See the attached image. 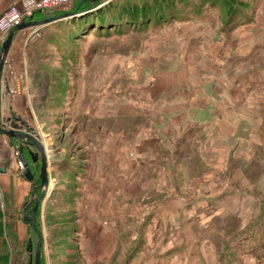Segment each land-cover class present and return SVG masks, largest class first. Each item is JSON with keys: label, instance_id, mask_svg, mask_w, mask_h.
I'll list each match as a JSON object with an SVG mask.
<instances>
[{"label": "rangeland", "instance_id": "1", "mask_svg": "<svg viewBox=\"0 0 264 264\" xmlns=\"http://www.w3.org/2000/svg\"><path fill=\"white\" fill-rule=\"evenodd\" d=\"M24 1L0 4V18ZM244 1L258 30L237 27L216 55L223 9L205 10L208 22L127 37L75 40L69 31L83 14L18 34L3 113L9 128L36 137L34 129L49 151V193L37 218L45 264H223L217 246L235 239L244 243L241 262L264 264V237L256 235L264 230V0ZM230 51L242 64L254 62L257 75L247 84L246 70L212 65ZM17 144L0 136V168L14 170L0 175L10 264L24 249L20 226L38 240L24 220L34 183L24 177ZM25 159L38 183L41 165L28 152ZM194 198L205 203L188 223L191 207L180 204ZM112 205L105 218L101 210Z\"/></svg>", "mask_w": 264, "mask_h": 264}, {"label": "trees", "instance_id": "2", "mask_svg": "<svg viewBox=\"0 0 264 264\" xmlns=\"http://www.w3.org/2000/svg\"><path fill=\"white\" fill-rule=\"evenodd\" d=\"M101 3L104 5L101 8L91 10V12L88 13H82L83 15L77 17L74 22L72 21V26L70 31L69 29L68 31L71 35L73 34L72 36L75 40L79 41L83 37L91 35L94 37H100V35H102L105 38H109L113 35L116 37H127L131 34H144L151 28L154 29L160 26L163 27L168 23L174 22L181 25L191 23L193 21L208 22L209 15L204 11H216L218 9H223L226 13H217L218 15H223L224 21V25L218 29L220 30L219 36L214 38L218 40L215 45V48L217 49H219L217 45L219 42H221L219 44L220 47H226L225 42L227 40L229 43L230 41L232 43L234 42L230 33L236 30L237 27L258 30L259 26V22H256L255 16L251 17V14L249 13L251 8L250 3L244 0H123L121 4L119 2L115 3L114 0H108L106 2L102 1ZM80 9H82V7ZM229 26L233 27L227 30V27ZM260 47L264 48L262 45H260ZM225 51L227 52V50ZM213 54L216 55L217 51L213 52ZM219 58H225V61L218 64L215 60V63L212 65H214L217 70L221 71V73H224L227 70H235L233 72L235 74L237 70L247 71L249 78L245 76L241 79V82L244 80L247 84V82H250V79L252 80L257 75L256 68L252 69L254 62L251 63L250 60H247L244 64H242L241 60H243V57L235 55L234 52L230 51V55H228V57L221 54ZM250 166L251 164L245 163L244 168L249 171ZM195 202L196 200L194 198L191 199L190 203L181 205H188L189 207H192ZM262 207L264 209V200L262 201ZM186 217L189 218L188 223H190L191 219H193V216H190V214H186ZM4 221L5 217L3 210H1L0 203V264H10L11 254L7 239L4 235ZM37 224L41 228L38 223V219ZM261 228L262 230L264 229V227ZM76 229L77 227H74L73 233H76V236H78L80 233L77 232L78 229ZM240 232L241 234H244V230ZM256 235L264 237V230ZM117 238L118 237H116L115 240H117ZM252 238L253 237L246 236L245 240H251ZM73 242L76 245H81V242H79V239L77 238H73ZM242 245H244V243L240 242L239 239L226 243L223 247L218 245V259L225 256L223 258V264H245L240 261L241 257H238V253L243 250ZM175 250L180 251L181 249L177 248ZM170 254L171 252L169 251L165 254V257H168ZM41 264H45L43 251Z\"/></svg>", "mask_w": 264, "mask_h": 264}, {"label": "water", "instance_id": "3", "mask_svg": "<svg viewBox=\"0 0 264 264\" xmlns=\"http://www.w3.org/2000/svg\"><path fill=\"white\" fill-rule=\"evenodd\" d=\"M103 0H91V5L87 6L83 11L87 10H94L97 6L102 5ZM83 11H71V12H65L64 14H61L60 16L56 18H52L49 20L44 21H33L31 23H24L23 25L19 27H15L11 30L7 40L2 45L0 49V135L7 136L11 138L12 140H15L18 142V155H19V161L23 164L24 167V175L25 178L31 182L34 183V191L32 194V197L29 201L28 208L24 210V216H25V223L30 225L33 233L38 238L37 247L34 252L33 250V243L30 241L29 243V253H30V263L29 264H41L42 263V250L43 245L45 244V238L44 233L41 230V228L37 224V213L39 211L41 203L45 201L47 198V195L49 193V187H50V163H49V151L48 148L45 146V144L42 141V137L34 130L28 127V131H30L32 134H35L36 137H32L30 135L24 134L23 132H20L19 130H15L18 128L17 125H15V129H11L7 127L5 116L3 113V76L5 67L8 61L9 54L11 52V49L13 45L16 42L17 36L20 32H23L25 30L31 29V28H38L40 26L49 25L52 23H56L63 20H69L71 18H74L75 16H78ZM30 133V134H31ZM30 146L34 149V153L27 147ZM27 151L31 157L32 162L34 164H41V171H40V182L36 183L35 180V173L32 171V167L30 163L25 159V154ZM2 173H5V170L1 171ZM40 193V194H39ZM35 203L34 211L32 215H29L28 211L31 209V205ZM34 252V253H33Z\"/></svg>", "mask_w": 264, "mask_h": 264}, {"label": "crops", "instance_id": "4", "mask_svg": "<svg viewBox=\"0 0 264 264\" xmlns=\"http://www.w3.org/2000/svg\"><path fill=\"white\" fill-rule=\"evenodd\" d=\"M103 1H108V0H103ZM6 3H8V0H2L1 2H0V4L1 5H4V4H6ZM83 3H84V5L85 4H87V5H89V4H91L90 3V0H83ZM81 7H83V5L82 6H79V7H77V8H75L74 9V11L76 10V9H80ZM0 9H1V6H0ZM2 10V9H1ZM1 10H0V12H1ZM66 12V11H65ZM64 12V13H65ZM69 12H71V11H69ZM61 14H63V13H60V12H58V13H52V12H48L47 14L46 13H37V17L36 18H33V19H31V20H28V21H30V22H33V21H44V20H49V19H52V18H56V17H58V16H60ZM54 24V23H53ZM17 40H20V39H17ZM16 43V45H13V47H12V50H11V54L13 55V53L16 51V48H17V46H18V44L19 43H17V42H15ZM216 51H217V53H218V51H219V49H217L216 48ZM11 57V56H10ZM221 72V71H220ZM9 73H10V68L8 67V66H6V69H5V76H4V79H3V100L5 99V96H4V89H5V86L7 87V91L8 90H10L11 89V85H12V80H11V78L9 77ZM5 116V115H4ZM6 121V120H5ZM17 147H18V145H17ZM1 169V168H0ZM2 170H0V175H12V174H14V170L13 169H6L5 171V173H2L1 172ZM199 199V198H198ZM205 203V201H203V200H196V202L193 204V206L190 208L191 210H188V211H184V212H186V213H191L190 214V216L193 214V212H195L196 213V211L198 210V209H201V207H202V205ZM208 203V202H207ZM181 205V204H180ZM208 205H209V203H208ZM112 207H114V205H112L111 206V209L109 210V208H107V209H102L101 210V213L104 215V217L106 218L107 216H108V214H105V213H109V211H110V213H111V211H112ZM112 212H114V210L112 211ZM112 226H116V228H118L119 227V225L118 224H116V225H113L112 224ZM14 227H15V225H14ZM19 232H20V242H19V240H18V242H19V245L23 248V245H24V249L23 250H20V254H21V256L20 257H18L17 256V261H16V264H22V262H23V259L22 258H26V262L24 263V264H29V262H30V253L28 252L29 251V248H30V246H29V243H30V239H31V237H28V236H26L25 237V235H24V233H25V231H24V229H23V226H20L19 227ZM99 236V239L100 238H103V236H102V232H101V235H98ZM114 237H112V239H113ZM97 240H99L98 238H96ZM24 242H25V244H24ZM36 242V241H35ZM37 242H38V240H37ZM23 245H22V244ZM36 247H37V243H35V244H33V250L35 251V249H36ZM34 253V252H33ZM22 259V260H21ZM12 264H15V261L12 259Z\"/></svg>", "mask_w": 264, "mask_h": 264}, {"label": "built area", "instance_id": "5", "mask_svg": "<svg viewBox=\"0 0 264 264\" xmlns=\"http://www.w3.org/2000/svg\"><path fill=\"white\" fill-rule=\"evenodd\" d=\"M74 1L75 0H25L20 7L12 8L0 18V32L4 34L1 45L13 28L22 25L28 20L36 18L37 13L47 14L56 9L68 7ZM0 199H2L1 191Z\"/></svg>", "mask_w": 264, "mask_h": 264}, {"label": "flooded vegetation", "instance_id": "6", "mask_svg": "<svg viewBox=\"0 0 264 264\" xmlns=\"http://www.w3.org/2000/svg\"><path fill=\"white\" fill-rule=\"evenodd\" d=\"M41 165V164H40ZM34 207H35V205H34ZM34 207L31 209V212H32V214H33V211H34ZM39 212V211H38ZM38 214V213H37Z\"/></svg>", "mask_w": 264, "mask_h": 264}, {"label": "bare ground", "instance_id": "7", "mask_svg": "<svg viewBox=\"0 0 264 264\" xmlns=\"http://www.w3.org/2000/svg\"><path fill=\"white\" fill-rule=\"evenodd\" d=\"M9 122H11L10 120H9ZM15 124V123H14Z\"/></svg>", "mask_w": 264, "mask_h": 264}]
</instances>
